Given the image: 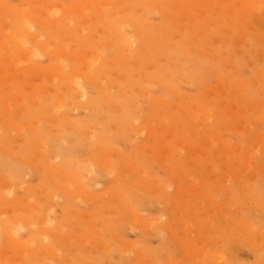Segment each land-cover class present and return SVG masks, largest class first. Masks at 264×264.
<instances>
[{
    "label": "rangeland",
    "instance_id": "rangeland-1",
    "mask_svg": "<svg viewBox=\"0 0 264 264\" xmlns=\"http://www.w3.org/2000/svg\"><path fill=\"white\" fill-rule=\"evenodd\" d=\"M94 1L0 0V264H264V0Z\"/></svg>",
    "mask_w": 264,
    "mask_h": 264
},
{
    "label": "bare ground",
    "instance_id": "bare-ground-1",
    "mask_svg": "<svg viewBox=\"0 0 264 264\" xmlns=\"http://www.w3.org/2000/svg\"><path fill=\"white\" fill-rule=\"evenodd\" d=\"M96 1V4L97 5H100L99 3H100V1L99 0H95ZM94 1V2H95ZM256 1H257V4H259V5H261V3H258L259 2V0H245L244 1V5L245 6H256L257 4H256ZM94 2H93V4H94ZM36 4V3H35ZM40 4V3H39ZM49 4V3H48ZM70 4V3H69ZM92 4V5H93ZM115 4V3H114ZM256 4V5H255ZM7 5H9V4H7ZM7 5H3V6H7ZM2 6V7H3ZM11 6H12V4H11ZM58 6V5H57ZM94 6V5H93ZM253 6V7H254ZM258 6V5H257ZM10 7V6H9ZM14 7V5L12 6V8ZM48 7V9H50L51 7H52V5L51 4H49V6H47ZM55 7V6H54ZM53 7V8H54ZM29 8V7H28ZM33 8V7H32ZM60 7H58V9H59ZM259 8H260V6H259ZM14 9V8H13ZM16 9V8H15ZM14 9V10H15ZM80 11H84V6H80L79 8H78ZM18 10V9H17ZM4 11H5V9H4ZM25 11V10H24ZM27 11V10H26ZM54 11V10H53ZM87 11H89L88 9H87ZM17 13V16L20 18V20H18V21H20V23H21V26H20V30L19 31H17L16 33H14V30L13 31H11L13 34H12V36H10L11 34H8L9 36H10V39H11V42L16 46V47H19V48H24V47H26L28 44H31V43H35L36 45H37V47H44L45 49H46V45L42 42V35L40 34H38V33H36V34H32V30H36V27H35V23L37 22L36 21V19H33L32 18V16L29 14V13H27V12H23V13H21V12H19V11H16ZM41 12V11H40ZM85 12V11H84ZM84 12H83V14H84ZM42 13V12H41ZM34 14V13H33ZM56 14H58V12L56 13ZM216 14V13H215ZM47 15V14H46ZM45 15V13H44V16H46ZM13 16V15H12ZM75 16V15H74ZM43 17V16H42ZM36 18V17H35ZM58 19H59V17H57ZM57 18H56V20H57ZM63 19V18H62ZM7 20H9V17H8V19ZM15 20V19H14ZM18 21H17V23H18ZM58 21V20H57ZM15 22V21H14ZM7 23V22H6ZM84 23V22H83ZM82 23V24H83ZM0 24H1V21H0ZM53 24V23H52ZM88 24H89V22H88ZM6 25V24H5ZM14 25H17V24H14ZM67 25V24H66ZM6 27H8V26H6ZM6 27H5V29H6ZM17 27V26H16ZM45 27H46V25H45ZM54 27V26H53ZM3 28V27H2ZM9 28V27H8ZM78 29V28H77ZM87 30V29H86ZM79 31H81V28H79ZM85 31V30H84ZM73 33H74V31H72ZM135 32V31H134ZM4 33V32H3ZM10 33V32H9ZM63 33H64V31H63ZM68 33V32H67ZM66 33V34H67ZM69 33H71V32H69ZM6 34V35H7ZM96 36V35H95ZM97 37V36H96ZM96 37H91L92 39H94V38H96ZM135 37V36H134ZM257 39H258V36H255ZM260 37H261V35H260ZM67 40V39H66ZM69 40V39H68ZM67 40V41H68ZM120 41H121V43H122V47H123V49H133V46L135 45V40L133 39V37H131V36H127V35H121L120 36ZM195 41H197V40H195ZM62 43H65V42H62ZM61 43V44H62ZM112 43V42H111ZM111 43H110V47H111ZM97 44V43H96ZM107 44V43H106ZM7 45H8V41H6V40H4L3 38H2V40H0V50L1 51H4L5 50V48L7 47ZM35 45V46H36ZM63 45V44H62ZM121 45V44H120ZM8 46H10V45H8ZM96 46V45H95ZM105 46H107V45H105ZM109 46V45H108ZM52 47V46H51ZM51 47H49V48H51ZM86 47V46H85ZM103 47V46H102ZM101 47V48H102ZM114 47V45L112 46V48ZM9 48V47H8ZM7 48V49H8ZM44 49V50H45ZM113 49H115V48H113ZM37 50V49H36ZM46 50H48V48L46 49ZM46 50H45V52H46ZM102 49H100V51H101ZM7 51H9V50H7ZM12 52V51H11ZM128 52V51H127ZM85 54H86V52H84ZM90 53V52H89ZM21 54V53H20ZM66 54V53H65ZM122 54V53H121ZM8 55V54H7ZM30 55H33V57H36L37 55H36V52H33V51H31V54ZM79 55H82L81 53L79 54ZM87 55V54H86ZM10 56H12V55H10ZM64 51H59L58 53H56V55L53 53L52 54V51H51V58H52V61H56V62H60V60L62 59V58H64ZM67 56V55H66ZM70 56H72V55H70ZM75 56V55H74ZM76 56H78V54H76ZM17 57H18V54H17ZM81 57V56H80ZM79 57V58H80ZM85 57V56H84ZM87 57V56H86ZM92 57H93V55H92ZM101 57V56H100ZM117 57V56H116ZM115 57V58H116ZM138 57V56H137ZM9 58V57H8ZM13 58V57H12ZM66 58V57H65ZM71 58H73V60L71 59ZM70 59L72 60V61H74V63H75V60H76V57H70ZM75 59V60H74ZM81 59H82V57H81ZM80 59V62L82 61V60H84V59H82L81 60ZM112 59H114V58H112ZM28 60H31V58L30 59H28ZM32 60L34 61V59L32 58ZM24 61V60H23ZM26 61V60H25ZM35 61H37V60H35ZM96 61V60H95ZM93 62H94V60H93ZM106 62H108V61H106ZM105 62V63H106ZM52 63V62H51ZM91 63H92V61H91ZM95 63V62H94ZM124 63H126L125 61H124ZM60 63H58V64H56V69H55V72H54V74H55V76L56 75H59V77H60V74H61V68H62V64L61 65H59ZM82 64H83V61H82ZM103 64H104V62H103ZM109 64V63H108ZM111 64V63H110ZM129 64H130V62H129ZM12 65V64H11ZM87 65V64H86ZM85 65V66H86ZM101 65V64H100ZM131 65V64H130ZM35 66V65H34ZM72 65H70V67H71ZM106 66V65H105ZM36 67V66H35ZM89 67V66H88ZM93 67V66H92ZM91 66L89 67L90 69L92 68ZM99 67V66H98ZM15 68V67H14ZM37 68V67H36ZM40 68V67H39ZM38 69V68H37ZM47 69V68H46ZM49 69V68H48ZM48 69H47V71L46 72H48ZM51 69V68H50ZM63 69V68H62ZM82 69V68H81ZM80 69V70H81ZM86 69H88V68H86ZM85 69V70H86ZM93 69H95L94 67H93ZM14 70V69H13ZM41 70H43V69H41ZM52 70V69H51ZM67 70H69L68 68H67ZM79 70V71H80ZM83 71H84V69H82ZM7 71H9V70H7ZM39 71H40V69H39ZM74 72H75V70H73ZM72 71V72H73ZM82 71V72H83ZM1 72V71H0ZM6 72V71H5ZM14 72V71H13ZM13 72H11V73H13ZM18 72V71H17ZM38 72V71H37ZM43 72V71H42ZM41 72V73H42ZM45 72V73H46ZM73 72V73H74ZM81 72V73H82ZM87 72V71H86ZM15 73H16V71H15ZM40 73V74H41ZM51 73V72H50ZM80 73V74H81ZM36 74V73H35ZM54 74H53V76H54ZM79 73H78V75H76V72H75V77L73 78L74 79V82L73 81H71L72 79V77L70 78V76H69V78H70V80L69 81H71L70 83L68 82V86H69V84H70V86H71V88H78V91H79V96H75L76 97V99H78V97L80 98V99H86L87 97H88V94L86 93V90H85V88H84V86H83V84L84 83H88V82H92V78L89 76V75H84L83 77H81V75H80ZM3 75H4V73H3ZM6 75V74H5ZM15 75V74H14ZM64 78H65V75H63V74H61ZM71 75V74H70ZM80 75V76H79ZM16 76V75H15ZM44 76V75H43ZM46 76H48V75H46ZM0 77H1V74H0ZM50 77V76H49ZM58 77V76H57ZM57 77H55V78H57ZM63 77H60V79L61 78H63ZM81 77V80L79 79ZM97 77V76H96ZM42 78V77H41ZM63 78V79H64ZM68 78V79H69ZM30 79V78H29ZM34 79V78H33ZM33 79H31V80H33ZM39 79V78H38ZM50 79H52V77L51 78H49V81H51ZM58 79V78H57ZM80 80V81H77V80ZM1 80V79H0ZM23 80V79H22ZM27 80V79H26ZM36 80V79H35ZM39 80H41V81H43L42 79H39ZM46 80V79H45ZM18 81V80H17ZM20 81V80H19ZM48 81V80H47ZM16 82V81H15ZM24 82H26V81H24ZM33 82V81H32ZM31 82V83H32ZM35 82V81H34ZM34 82H33V84H34ZM37 82H39V81H37ZM65 82V81H64ZM63 82V83H64ZM14 83V82H13ZM40 83V82H39ZM44 83V82H43ZM45 83H48V82H45ZM51 83V82H50ZM56 82H53V84H55ZM66 83V82H65ZM22 84V83H21ZM21 84H19V85H21ZM41 84V83H40ZM2 85H4V84H2ZM61 85V84H60ZM85 85V84H84ZM5 86V85H4ZM30 86H31V84H30ZM69 86V87H70ZM89 86V85H88ZM16 87V86H15ZM26 87H28V86H26ZM35 87H36V85H35ZM37 87H39V86H37ZM101 87V86H100ZM19 89H21L20 87H18ZM25 88V87H24ZM29 88V87H28ZM46 88V87H45ZM44 88V89H45ZM61 88V87H60ZM74 88V89H75ZM88 88V87H87ZM94 88V87H93ZM14 89V88H13ZM16 89V88H15ZM19 89L17 90H15V91H19ZM27 89V88H26ZM25 89V90H26ZM44 89H43V92H44V94L45 95H47V93H45L46 92V89H45V91H44ZM9 90H10V88H9ZM51 89H49V91H50ZM58 90V89H57ZM61 90V89H60ZM65 90V89H64ZM68 90V89H67ZM97 90V89H96ZM15 91H11L12 93H14ZM30 91V90H29ZM41 91V92H40ZM52 91H54V90H52ZM62 91V90H61ZM69 91V90H68ZM136 91V90H135ZM139 90H137V92H138ZM28 92V91H27ZM55 92H56V90H55ZM54 92V93H55ZM98 92V91H97ZM23 93V92H22ZM32 93V92H31ZM39 93H42V90L40 89L39 90ZM70 93V92H69ZM5 94V93H4ZM76 93H74L73 95H75ZM1 95V94H0ZM33 95H36V94H34L33 93ZM38 95V94H37ZM60 95H58L57 96V98H63V96H61V97H59ZM1 97V96H0ZM47 97V96H46ZM45 97V98H46ZM70 97V96H69ZM71 97H74V96H71ZM44 98V99H45ZM62 98H61V100H62ZM117 98V97H116ZM16 99H21V98H16L15 97V100ZM46 99H48V97L46 98ZM67 99H68V97H67ZM74 99V98H73ZM75 99V100H76ZM102 99V98H101ZM18 100V101H19ZM45 101V100H44ZM53 101V100H52ZM60 102V101H59ZM62 102H64L63 100H62ZM17 103V102H16ZM52 103V102H51ZM58 103V102H57ZM57 103H56V105H57ZM109 103V102H108ZM112 103H113V101H112ZM59 104H61V103H59ZM83 104V103H82ZM82 104H81V106H82ZM18 105V104H17ZM80 105V104H79ZM99 106V105H98ZM110 107V106H109ZM62 108H63V105H62ZM61 108V106H60V110L62 109ZM66 108V107H65ZM111 108V107H110ZM53 109V108H52ZM51 109V110H52ZM59 110V111H60ZM52 114H54V113H52ZM164 114V113H163ZM162 116H164V115H162ZM6 117V116H5ZM167 117V116H166ZM165 117V118H166ZM55 118V117H54ZM62 118H63V116H62ZM168 118V117H167ZM36 119V118H35ZM56 119V118H55ZM58 119V118H57ZM64 120H66L67 119V116L65 117V118H63ZM47 120V119H46ZM54 120V119H53ZM53 120H51V121H53ZM45 121V120H44ZM43 121V122H44ZM50 121V122H51ZM55 121V120H54ZM54 121H53V123H54ZM59 121V120H58ZM57 121V122H58ZM70 122H71V119L69 120ZM109 121V120H108ZM42 122V123H43ZM56 122V123H57ZM69 122V123H70ZM8 123H10V122H8ZM8 123L6 122V124H7V126H8ZM29 123V122H28ZM47 123H49L48 121H47ZM56 123H54V124H56ZM59 123H61V122H59ZM64 123V122H63ZM75 123V122H74ZM77 123V127H78V122H76ZM5 124V125H6ZM11 124V123H10ZM10 124H9V126H10ZM14 124H18V123H14ZM41 124V123H40ZM13 125V124H12ZM56 125H59V124H56ZM68 125H72V123L71 124H68ZM67 125V126H68ZM14 126V125H13ZM12 126V127H13ZM17 126V125H16ZM23 127H22V129L24 128V125H22ZM30 126H31V123H30ZM74 125H72L71 127H73ZM15 127V126H14ZM69 128H70V126H68ZM16 128V127H15ZM19 127H17L16 129H18ZM21 128V127H20ZM19 128V129H20ZM51 128V127H50ZM74 128V127H73ZM52 129V128H51ZM75 129H77V128H75ZM34 130H35V128H34ZM33 130V131H34ZM214 134V133H213ZM208 138V137H207ZM162 139V138H161ZM206 140H208V139H206ZM161 141V140H160ZM34 144L33 145H35L37 142L39 143L40 141H38L37 140V142H34V141H32ZM181 143H183L182 141H180ZM40 144V143H39ZM179 145V144H178ZM183 145V144H182ZM187 146V145H186ZM38 147V146H37ZM40 147V146H39ZM38 147V148H39ZM42 147V146H41ZM183 147V146H182ZM228 148V147H227ZM226 148V149H227ZM39 151H40V148L38 149ZM235 152H237V151H235ZM239 152V151H238ZM158 153V152H157ZM109 159H110V157H109ZM113 159H114V157H113ZM45 161V160H44ZM72 162V161H71ZM247 165V164H246ZM228 167H230V164H229V166ZM229 169V168H228ZM14 170V169H13ZM231 170V169H230ZM247 170V169H246ZM57 171H58V169H57ZM60 173V172H59ZM59 173H57V176H58V174ZM236 173V172H235ZM71 174V173H70ZM55 175V174H54ZM69 175V174H68ZM72 176H73V174H71ZM75 175H77V174H75ZM75 175H74V177H75ZM56 176V175H55ZM70 176V175H69ZM78 178V177H77ZM72 179V178H71ZM75 180V179H74ZM77 182V181H76ZM1 183V182H0ZM2 185V184H1ZM68 191V190H67ZM69 192V191H68ZM68 194V193H67ZM78 196V195H77ZM79 197V196H78ZM77 197V198H78ZM206 197V196H205ZM76 198V197H75ZM2 199H1V197H0V201H1ZM24 201V200H23ZM4 202V201H3ZM28 203V202H27ZM3 204V203H2ZM5 204V203H4ZM23 204V203H22ZM21 204V205H22ZM27 206H29V205H27ZM26 207V206H25ZM32 207H34L33 205H32ZM23 210H24V205H23V208H22ZM35 209V208H34ZM22 210V211H23ZM27 211V209L25 208V212ZM31 211H33L34 212V210H31ZM36 212V211H35ZM35 212H34V214H35ZM20 213H22V212H20ZM30 213V212H29ZM28 214V213H27ZM31 214V213H30ZM35 217H36V215H34ZM227 216V215H226ZM32 217H33V214H32ZM227 218V217H226ZM23 219V218H22ZM32 219V218H31ZM34 220H35V218H34ZM229 220V219H228ZM22 221H24V219L22 220ZM25 222V221H24ZM27 222V221H26ZM18 223H20V222H18ZM35 223V222H34ZM34 225V224H33ZM6 231V230H5ZM7 232H9L10 233V230L9 231H7ZM252 234V233H251ZM5 235V234H4ZM48 235V234H47ZM46 235V236H47ZM54 236V235H53ZM12 238H14L13 236H12ZM85 238V237H84ZM255 238H256V235H255ZM9 239L11 240V238L9 237ZM16 239V238H15ZM260 240H261V238H260ZM16 241V240H15ZM15 241H13V242H15ZM11 242V241H10ZM18 242V241H17ZM11 244V243H10ZM10 244H8L9 246H10ZM19 244V243H18ZM12 245V244H11ZM14 245H15V243H14ZM21 245V244H20ZM19 245V246H20ZM32 245V244H31ZM33 245H35L34 243H33ZM8 246V247H9ZM13 246V245H12ZM16 246V245H15ZM21 246H24V245H21ZM21 246H20V248H21ZM26 246H27V244H26ZM28 246H29V244H28ZM187 247V246H186ZM14 248V247H13ZM23 248V247H22ZM27 248V247H26ZM29 248H30V246H29ZM18 249V248H17ZM16 249V247H15V250L14 251H17L18 252V250ZM188 249V248H187ZM31 250V249H30ZM34 250V249H33ZM186 250V249H185ZM190 250V249H189ZM188 250V251H189ZM196 250V249H195ZM26 250H24V252H25ZM187 251V250H186ZM27 252H28V250H27ZM34 252V251H33ZM20 253V252H19ZM32 253V252H31ZM30 253V251H29V254H31ZM201 253V252H200ZM22 254V253H21ZM25 255V254H24ZM197 255H200L199 253H197ZM197 255H196V258H197ZM199 257V256H198ZM200 257H201V255H200ZM222 257V256H221ZM224 258H225V256H224ZM23 259V258H22ZM55 259V258H54ZM223 258H219V260H222ZM226 259V258H225ZM56 260V259H55ZM58 260V259H57ZM80 261V260H79ZM19 262H20V259H19ZM25 262V261H24ZM82 262H84V261H82ZM22 263H23V261H22ZM17 264V263H16ZM25 264H26V262H25ZM68 264V263H67Z\"/></svg>",
    "mask_w": 264,
    "mask_h": 264
}]
</instances>
